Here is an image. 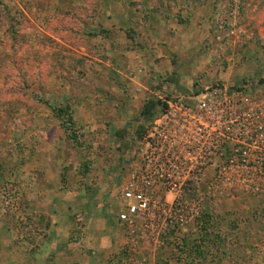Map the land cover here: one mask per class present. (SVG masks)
I'll return each instance as SVG.
<instances>
[{"label": "rangeland", "instance_id": "rangeland-1", "mask_svg": "<svg viewBox=\"0 0 264 264\" xmlns=\"http://www.w3.org/2000/svg\"><path fill=\"white\" fill-rule=\"evenodd\" d=\"M214 84L264 109V0H0V240L70 241L61 264H264V181L188 198L163 245L132 251L118 221L143 105Z\"/></svg>", "mask_w": 264, "mask_h": 264}, {"label": "built area", "instance_id": "built-area-1", "mask_svg": "<svg viewBox=\"0 0 264 264\" xmlns=\"http://www.w3.org/2000/svg\"><path fill=\"white\" fill-rule=\"evenodd\" d=\"M195 99H161L133 142L118 215L132 251L145 240L163 245L171 229L198 215L202 200L188 198L228 195L238 184L264 181L260 104L219 84L206 86Z\"/></svg>", "mask_w": 264, "mask_h": 264}, {"label": "crops", "instance_id": "crops-1", "mask_svg": "<svg viewBox=\"0 0 264 264\" xmlns=\"http://www.w3.org/2000/svg\"><path fill=\"white\" fill-rule=\"evenodd\" d=\"M176 97V96H173ZM172 98V97H171ZM128 170V161L125 162ZM129 172V171H128ZM129 174V173H128ZM41 205V204H40ZM44 207V205L42 204ZM42 218L37 219V225L41 223ZM59 222V220L57 219ZM53 221L52 227L59 231V223ZM18 241V240H17ZM25 245L23 251L16 252V244L13 240H0V247L6 245V259L10 264H61L63 260L71 259L73 247L67 240H57L54 236L40 240H22ZM47 251L44 252V249ZM42 249V250H41ZM5 253L0 249V261ZM72 257V256H71ZM1 264V263H0Z\"/></svg>", "mask_w": 264, "mask_h": 264}, {"label": "trees", "instance_id": "trees-1", "mask_svg": "<svg viewBox=\"0 0 264 264\" xmlns=\"http://www.w3.org/2000/svg\"><path fill=\"white\" fill-rule=\"evenodd\" d=\"M159 102L155 101H148L143 105V109L141 111V115L143 117H151L153 111L155 110L156 106L158 105ZM58 116L60 117H65V122L69 125L70 127L71 124H73L72 118H71V112H70V107L66 106L65 108H61L58 110ZM70 130V128H67ZM141 129V128H140ZM77 136L75 135V132H72L71 134V139L73 141H76ZM205 218L207 219H202L203 227L202 229L205 230L206 227L209 225L210 222V216L208 214L204 215Z\"/></svg>", "mask_w": 264, "mask_h": 264}]
</instances>
